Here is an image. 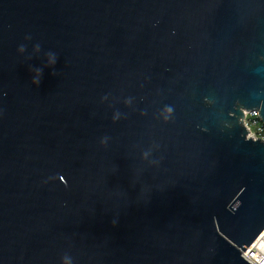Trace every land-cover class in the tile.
<instances>
[{"label": "water", "instance_id": "water-1", "mask_svg": "<svg viewBox=\"0 0 264 264\" xmlns=\"http://www.w3.org/2000/svg\"><path fill=\"white\" fill-rule=\"evenodd\" d=\"M244 111L264 0H0V264H249Z\"/></svg>", "mask_w": 264, "mask_h": 264}, {"label": "built area", "instance_id": "built-area-1", "mask_svg": "<svg viewBox=\"0 0 264 264\" xmlns=\"http://www.w3.org/2000/svg\"><path fill=\"white\" fill-rule=\"evenodd\" d=\"M242 123L249 132V137L264 142V121L260 119L258 112L244 111ZM242 257L249 264H264V230L251 246L242 252Z\"/></svg>", "mask_w": 264, "mask_h": 264}, {"label": "clouds", "instance_id": "clouds-1", "mask_svg": "<svg viewBox=\"0 0 264 264\" xmlns=\"http://www.w3.org/2000/svg\"><path fill=\"white\" fill-rule=\"evenodd\" d=\"M37 71H40V70H37ZM32 82H33L34 84H38V83H39V80H38V79H34ZM112 224L115 225V224H116V221L113 220V221H112Z\"/></svg>", "mask_w": 264, "mask_h": 264}]
</instances>
